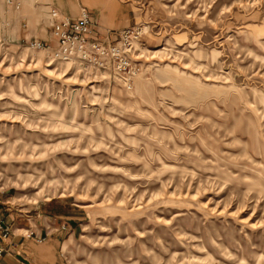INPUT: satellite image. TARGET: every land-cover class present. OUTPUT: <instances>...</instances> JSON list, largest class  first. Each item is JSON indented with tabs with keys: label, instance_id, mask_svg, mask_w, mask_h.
<instances>
[{
	"label": "rangeland",
	"instance_id": "rangeland-1",
	"mask_svg": "<svg viewBox=\"0 0 264 264\" xmlns=\"http://www.w3.org/2000/svg\"><path fill=\"white\" fill-rule=\"evenodd\" d=\"M99 1L88 38L140 28L128 87L53 58L49 0H0V200L85 210L62 264H264V0ZM35 4L53 43L3 40Z\"/></svg>",
	"mask_w": 264,
	"mask_h": 264
},
{
	"label": "crops",
	"instance_id": "crops-1",
	"mask_svg": "<svg viewBox=\"0 0 264 264\" xmlns=\"http://www.w3.org/2000/svg\"><path fill=\"white\" fill-rule=\"evenodd\" d=\"M83 1L96 6L101 17L107 14L108 7L104 2ZM49 2L63 14L60 17L72 19L77 14L74 0H49ZM31 11L33 14L28 11L20 14L17 23L13 16L6 17L8 12L4 11L6 18L2 28L3 40L25 42L32 38L50 39L48 42L53 43L46 24L41 19L38 4H35ZM101 21L103 20H93L90 35L97 38L112 37L114 35L112 33L116 30L113 25H119L120 22L116 24L112 20L107 26L108 24ZM104 21H107L106 18ZM84 213L83 208L64 196L50 197L36 204H21V206H13L7 199H1L0 222L7 228V234L6 237H0V264H62V246L68 245L74 238L76 229L82 221L81 214ZM9 238L12 240L11 244L8 242Z\"/></svg>",
	"mask_w": 264,
	"mask_h": 264
},
{
	"label": "built area",
	"instance_id": "built-area-1",
	"mask_svg": "<svg viewBox=\"0 0 264 264\" xmlns=\"http://www.w3.org/2000/svg\"><path fill=\"white\" fill-rule=\"evenodd\" d=\"M55 12L51 11L54 15ZM89 16L84 9L73 19L54 18L51 22V35L54 46L50 52L53 58L75 62L81 66L106 71L121 84L130 85V75L136 69L133 43L140 34L139 27H121L114 41L91 39L87 37ZM40 42L31 41L37 46ZM7 228L0 222V237H5Z\"/></svg>",
	"mask_w": 264,
	"mask_h": 264
},
{
	"label": "bare ground",
	"instance_id": "bare-ground-1",
	"mask_svg": "<svg viewBox=\"0 0 264 264\" xmlns=\"http://www.w3.org/2000/svg\"><path fill=\"white\" fill-rule=\"evenodd\" d=\"M135 43H136V41L133 43V47L135 48Z\"/></svg>",
	"mask_w": 264,
	"mask_h": 264
}]
</instances>
